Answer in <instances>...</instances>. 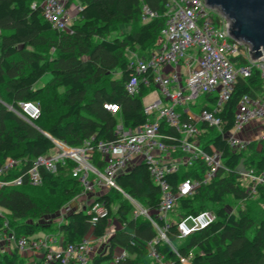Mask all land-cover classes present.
Listing matches in <instances>:
<instances>
[{
    "label": "trees",
    "instance_id": "16d2710c",
    "mask_svg": "<svg viewBox=\"0 0 264 264\" xmlns=\"http://www.w3.org/2000/svg\"><path fill=\"white\" fill-rule=\"evenodd\" d=\"M42 1L0 0V168L12 158L17 165L9 170L6 178L23 176L21 185L0 189L3 210L0 231L10 229L17 237L25 236L28 241L53 227L51 223L38 222L40 216L59 210L64 202H70L81 191L80 183L71 176L73 163L70 160L58 164L55 173L41 170L40 185L28 182L27 170L37 157L52 152L55 147L52 139L74 147L86 141L96 144L114 140L119 122L131 128L145 123L142 98L148 89L141 84L137 95L127 93L125 84L132 76V69L128 67L126 53L147 55L163 26L167 2L75 0L82 9L71 32H65L54 29L44 19L39 6ZM34 2L37 4L32 7ZM143 4L157 11L159 17L142 22ZM118 23L135 24V27L122 37L110 39L108 36ZM42 47L52 48L55 55L50 57L40 51ZM233 60L239 64L246 62L242 55ZM47 72L52 76L51 81L38 86ZM55 88H62L64 92L57 95ZM261 90L258 71L248 78L238 77L219 112L223 121L221 129L206 124L201 126L205 148L219 150L228 171L220 170L194 194L180 198L172 212L179 217L211 210L216 219L208 227L179 238L176 228L179 218L176 221L167 219L169 243L161 240L158 228H162L165 221L156 216L160 189L153 183L146 165L140 163L118 175L116 183L148 209L158 228L145 216L134 218L129 201L120 191L110 189L96 198L107 206L106 217L92 224L91 217L78 210L68 213L64 221L58 223L54 229L61 237V246L77 244L88 235L97 239L104 237L110 219L114 218L120 227L108 236L106 252L91 255V264H157L149 255L150 245L175 264H181L179 257L189 259L191 264H264V219L256 222L249 211V204L264 200V186H259L256 196L251 198L246 183L234 171L243 157L247 167L264 171V140L252 141L245 151L233 152L223 137V132L233 126L234 112L242 96H254ZM21 101L38 103L40 116L27 120L18 114ZM105 104L117 105L118 111L112 113ZM161 129L175 142L178 140L176 129L164 126ZM92 162L99 169L104 166L96 151ZM204 168V163L197 161L189 169L168 175V182L175 189L180 180L200 178ZM233 206L239 208L237 212H231ZM180 239L183 244L177 246ZM118 250H123L125 256L116 260L115 251ZM0 264L25 263L18 248L14 247L9 252L0 250Z\"/></svg>",
    "mask_w": 264,
    "mask_h": 264
},
{
    "label": "built area",
    "instance_id": "2783aa9c",
    "mask_svg": "<svg viewBox=\"0 0 264 264\" xmlns=\"http://www.w3.org/2000/svg\"><path fill=\"white\" fill-rule=\"evenodd\" d=\"M36 4L34 2L32 7ZM39 6L44 19L54 29L65 32H71L72 24L82 9L81 4H76V12H73L71 0H43ZM165 8L163 26L156 36L154 46L147 55H137L128 62L132 76L125 84L127 93L130 96L137 95L141 84L148 89L142 98L143 112L147 117L145 123L131 128L119 122L114 140L99 141L96 144L86 141L74 147L54 139L55 154L37 157L26 172L28 182L37 186L42 183L41 170L55 173L58 164L72 161L70 173L80 183L81 191L60 209V223L68 213L78 210L88 214L92 224L106 217L107 206L96 198L110 189H116L131 204L134 218L145 216L157 227L148 209L122 191L116 183L118 175L143 163L153 183L160 189V206L156 216L163 218L165 225L157 228L160 239L169 243L166 236L170 226L167 214L175 209L179 199L194 194L202 184L215 178L220 170L228 171L223 164L221 152L215 148L210 151L205 148L201 126L206 124L207 127L221 129L223 121L219 112L229 99L237 78H248L254 71H258L262 90L254 96H242L234 112L233 126L223 132V137L233 152L245 151L250 142L264 140V56L252 60L251 46L241 39L233 38L228 31L229 19L218 9L208 6L205 0H167ZM210 9L217 13L216 20ZM157 17V11H152L146 4L142 5V22ZM215 22L219 24L218 27ZM240 55L246 60L243 64L233 60ZM200 95H205V101L198 108L196 100ZM18 107L17 113L27 120H35L40 116L41 108L36 102L21 101ZM105 107L112 113L118 111L115 104H105ZM162 126L176 129L178 140L175 142L170 135L162 132ZM95 151L104 162L102 169L92 162ZM197 161L205 165L200 178L180 180L174 189L168 182V175L183 168L189 169ZM16 165L17 161L9 158L0 168V189L22 184L21 175L14 179L5 176ZM234 171L246 183L247 192L254 198L258 187L264 186V171L247 167L245 157L241 158ZM96 187L103 190L94 199L85 204L78 201V197L93 192ZM215 219L211 210L179 216L176 222L178 236L186 238L205 229ZM98 240L88 235L77 244H68L65 248L59 244L56 249L53 246L56 242L50 236L28 241L25 236L17 237L12 230L4 229L0 231V250L5 251V248L12 246L24 252L38 246L44 248V264L54 261L61 264H91L94 244ZM172 250L178 255L175 248ZM149 255L157 264H175L152 245ZM124 256L125 252L120 250L115 258L118 260ZM179 260L181 264H191L189 259L179 257Z\"/></svg>",
    "mask_w": 264,
    "mask_h": 264
},
{
    "label": "rangeland",
    "instance_id": "374dc122",
    "mask_svg": "<svg viewBox=\"0 0 264 264\" xmlns=\"http://www.w3.org/2000/svg\"><path fill=\"white\" fill-rule=\"evenodd\" d=\"M76 4H80L78 3V1H75L73 0L72 1V8H73V12H76L75 11V6ZM210 13L212 14L214 20H216L217 18V13H215L213 10H209ZM137 26V24H136ZM215 26L218 27L219 24L217 22H215ZM135 27V24H132V25H128V24H116L114 26V29L112 30V32L110 33V35L108 36L110 39L112 38H115V37H122L124 36L126 33H128L130 30H132L133 28ZM40 51L42 52H45L47 55H49L50 57H53L55 55L54 53V50L50 47H42L39 49ZM189 53H194L193 51H189ZM137 56V54L135 52H128L126 53V59L128 60V62L132 61L135 59V57ZM120 75H115V77H119ZM51 74L49 72L45 73L39 80L38 82V86H44L46 85L47 83H49L51 81ZM56 92L57 95H61L63 92H64V89L62 88H55L54 90V93ZM201 97L199 99L196 100V103L198 105V108L201 107L202 103L205 101V95H200ZM55 154L54 152V149L52 150V152H50L49 155L53 156ZM103 189L99 188V187H96V189L85 195V196H81V197H78V201H80L82 204H85V203H88L90 202L92 199H94L97 194L99 192H101ZM69 204V202H64L63 203V206ZM62 206V207H63ZM249 207L251 208L249 211H250V214L251 216L254 217L255 221L256 222H259L261 219H264V200L256 203V204H249ZM61 209V208H60ZM59 210L55 211L54 213H50V214H47V215H42L40 216L37 221L42 223V224H53V227L52 228H48V229H45L44 232H40L41 234H43L42 236L43 237H46V236H50V238L56 242L57 244H60L61 243V237L60 235H58L57 232H55V229L57 226H58V223L60 224V222L58 221L59 218H60V215H59ZM239 208L233 206L231 208V212H237ZM244 209V208H243ZM178 215L176 213H173V212H169L167 214V219L168 220H172V221H176L178 220ZM120 225L118 224V222L113 218V219H110L109 221V226L106 230V234L104 237H102V239H100V242L97 241V243L95 244V252L92 254V255H96L97 253H100V252H106L107 251V238H108V234H110V232H113L115 231L117 228H119ZM252 233V231L250 232ZM249 233V234H250ZM39 234V233H38ZM183 244V240L180 239L176 242V245L179 246ZM56 249L58 248L57 246L53 245ZM12 250V248L10 249ZM9 250V251H10ZM43 252L44 250L41 249L39 250L37 256L35 257V259H32V260H29V262L26 260V257L28 256H23V260H24V263L25 264H44L42 261H40V258H42L43 256ZM120 254V251H115V256H118ZM31 257H29L30 259Z\"/></svg>",
    "mask_w": 264,
    "mask_h": 264
},
{
    "label": "water",
    "instance_id": "95a60500",
    "mask_svg": "<svg viewBox=\"0 0 264 264\" xmlns=\"http://www.w3.org/2000/svg\"><path fill=\"white\" fill-rule=\"evenodd\" d=\"M229 19V34L251 46L250 58L264 56V0H205ZM54 141V139H52Z\"/></svg>",
    "mask_w": 264,
    "mask_h": 264
},
{
    "label": "crops",
    "instance_id": "0c3cea01",
    "mask_svg": "<svg viewBox=\"0 0 264 264\" xmlns=\"http://www.w3.org/2000/svg\"><path fill=\"white\" fill-rule=\"evenodd\" d=\"M73 206L75 207L76 205L75 204H73ZM43 234H41V233H39L36 237H41ZM35 237V238H36ZM102 239V238H101ZM99 242H100V239L98 240ZM56 246L57 245H59V244H55ZM61 245V244H60ZM58 248H59V246H57ZM12 248V246L11 247H9V248H5V251H7V252H9V250ZM107 248V247H106ZM41 249H43L44 250V248L43 247H31V248H29L27 251H24V252H20V254H21V256L23 257V256H28V257H26V260L29 262V260H32V259H35V257L37 256V254H38V252H39V250H41ZM95 252V244H94V251L92 252V253H94ZM105 252V251H104ZM103 252V253H104ZM29 257H31L30 259H29ZM40 261H41V258H40Z\"/></svg>",
    "mask_w": 264,
    "mask_h": 264
}]
</instances>
